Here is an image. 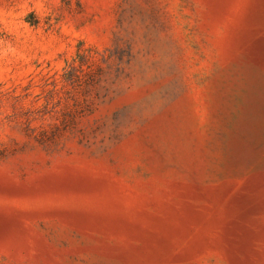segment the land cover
<instances>
[{"label": "rangeland", "instance_id": "rangeland-1", "mask_svg": "<svg viewBox=\"0 0 264 264\" xmlns=\"http://www.w3.org/2000/svg\"><path fill=\"white\" fill-rule=\"evenodd\" d=\"M0 264H264V0H0Z\"/></svg>", "mask_w": 264, "mask_h": 264}]
</instances>
